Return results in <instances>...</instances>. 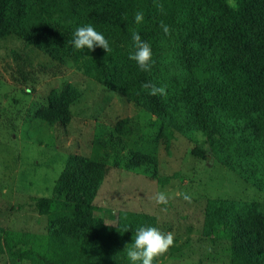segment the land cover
<instances>
[{"label": "trees", "instance_id": "1", "mask_svg": "<svg viewBox=\"0 0 264 264\" xmlns=\"http://www.w3.org/2000/svg\"><path fill=\"white\" fill-rule=\"evenodd\" d=\"M137 11L144 13L139 24L134 20ZM161 22L169 26V35ZM87 24L105 36L110 52L98 46L91 51L73 46L74 31ZM133 32L151 45L154 64L148 72L129 59L136 51ZM8 39L33 47L59 67L76 68L182 132L202 133L211 154L228 168L255 144L260 152L264 148V0H0V41ZM174 45L177 71L185 76L184 84L175 87L161 75L168 47L174 49ZM12 57L18 77L26 81L21 55L13 52ZM149 82L165 86L166 95H149L141 87ZM79 97L66 81L49 94L47 107L56 115L53 126L67 127L70 107ZM123 123L105 133L99 142L100 157L70 155L53 197L38 201L40 210L52 219L47 235L1 232L0 246L12 260L90 264L96 257L99 264H130L94 235L100 220L93 217L92 203L109 172V161L112 167L125 166L154 180L158 177L155 158L132 150L119 156L124 149ZM234 143L227 162L221 158L222 148ZM247 160L243 175L261 189L258 174H263L264 164ZM74 190L89 202H77ZM260 208L257 203L213 202L206 208L209 228L204 234L229 241L233 263L264 264V211ZM137 228L121 224L116 235L134 239Z\"/></svg>", "mask_w": 264, "mask_h": 264}, {"label": "rangeland", "instance_id": "2", "mask_svg": "<svg viewBox=\"0 0 264 264\" xmlns=\"http://www.w3.org/2000/svg\"><path fill=\"white\" fill-rule=\"evenodd\" d=\"M13 52L22 57L20 68L26 81L17 75ZM168 52L161 75L174 87L181 86L185 76L177 71L176 45L168 47ZM62 81L76 88L80 97L70 107L67 127L57 129L47 97ZM180 112L181 108L174 111ZM121 122L126 129L119 156L132 150L144 158H155L158 177L154 180L125 166L112 167L109 161V172L92 201L93 217L100 220L94 235L101 244L111 245L119 257L128 260L124 248L133 238L117 236L116 229L121 224L154 226L174 234L173 246L154 264H235L229 241L204 234L209 228L206 208L213 202L233 201L257 203L264 211V172L258 174L261 189L243 175L247 158L263 166L264 148L260 152L255 144L228 168L211 154L202 133L168 125L76 68L59 67L16 39L0 41V234L47 235L52 219L40 210L38 201L53 197L70 155L100 157L99 142ZM234 146L225 144L221 158L228 162ZM156 192L171 197L168 205L155 203ZM178 192L191 194L192 202L174 196ZM73 196L77 202L87 200L79 190ZM0 264L28 263L12 260L1 245ZM90 264H99L96 257Z\"/></svg>", "mask_w": 264, "mask_h": 264}, {"label": "clouds", "instance_id": "3", "mask_svg": "<svg viewBox=\"0 0 264 264\" xmlns=\"http://www.w3.org/2000/svg\"><path fill=\"white\" fill-rule=\"evenodd\" d=\"M230 6L234 10H238L237 4L231 3ZM160 7L162 8V6ZM143 19V11H137L134 17L135 22L137 24L142 23ZM160 27L165 35L170 34L169 26L161 22ZM73 36L72 43L77 50L87 48L91 51L98 46L104 49L106 53L111 51L109 41L91 24L76 28ZM132 40L136 51L130 53L129 59L135 61L141 71H150L154 64L151 45L146 41H142L141 36L136 32L132 33ZM141 87L142 89H148L149 95L152 96L166 95L165 86L157 87L149 82ZM174 196H179L188 203L192 202L191 194L178 192ZM170 198L165 192H156L153 197L157 205H168ZM164 210L166 211V208ZM173 244L174 234L172 232L165 233L154 226H139L132 243L127 244L124 250L130 264H154L156 258L164 255Z\"/></svg>", "mask_w": 264, "mask_h": 264}]
</instances>
